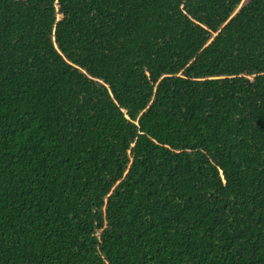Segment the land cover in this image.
I'll return each mask as SVG.
<instances>
[{
  "label": "trees",
  "instance_id": "1",
  "mask_svg": "<svg viewBox=\"0 0 264 264\" xmlns=\"http://www.w3.org/2000/svg\"><path fill=\"white\" fill-rule=\"evenodd\" d=\"M264 264V0H0V264Z\"/></svg>",
  "mask_w": 264,
  "mask_h": 264
},
{
  "label": "rangeland",
  "instance_id": "2",
  "mask_svg": "<svg viewBox=\"0 0 264 264\" xmlns=\"http://www.w3.org/2000/svg\"><path fill=\"white\" fill-rule=\"evenodd\" d=\"M264 259V254H262ZM178 264H200L193 256L186 254L177 260Z\"/></svg>",
  "mask_w": 264,
  "mask_h": 264
}]
</instances>
